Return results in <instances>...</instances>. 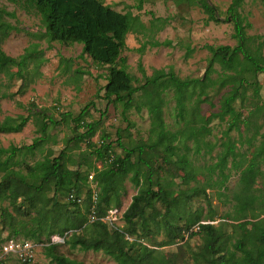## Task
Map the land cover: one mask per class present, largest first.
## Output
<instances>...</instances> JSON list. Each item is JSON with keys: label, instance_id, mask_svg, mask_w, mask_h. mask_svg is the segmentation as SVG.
<instances>
[{"label": "trees", "instance_id": "trees-1", "mask_svg": "<svg viewBox=\"0 0 264 264\" xmlns=\"http://www.w3.org/2000/svg\"><path fill=\"white\" fill-rule=\"evenodd\" d=\"M21 3L25 10L32 9L40 18L44 31L34 34L36 38H45L50 44H81L80 57H89L92 62L106 67L103 86V96L109 103H121L127 111L132 106L134 94L142 91L146 96V106L151 118L150 142L142 143L133 148H124L123 156L117 155L111 141L103 135L98 143L91 141L95 128L93 123L84 121L85 108L73 117L76 128L84 126L86 129L78 132L71 139L76 143L86 142L87 153L92 157L81 155L76 161L67 151L61 150L57 155L49 153L33 164L19 167L21 160L15 159L32 153L38 142L32 144L8 147L0 146V220L7 234L0 237L28 239L43 243V253L52 264H83L69 259L58 253L57 242L52 236L62 238L63 243L71 248L83 251H102L111 256L115 264H137L139 257L146 253L149 247L139 243L138 239L148 238V233H157L163 229L172 236L183 232L190 235L199 234L202 246L194 251L192 258L199 264H264V186L255 193L254 183L263 174L260 168L264 160V124L256 122L264 103L260 100L258 73H264V56L261 54L263 40L255 49H251V37L246 35L244 18L239 12L243 0H231L227 8V18L234 24L233 37L236 44L205 45L209 52L205 73L201 77L181 79L175 74L153 75L139 86L132 85V77L127 71L126 57L121 56L126 48V37L129 33L146 35L148 27L141 20L139 14L130 10L119 11L104 0H10ZM191 4L200 6L207 14V20L218 23L220 13L208 0H188ZM142 0L136 5L142 9ZM3 15L14 16V12L0 8V40L11 30H18L3 19ZM159 23L155 29H160L166 20L152 17L151 27ZM152 46H159L161 42L154 39L149 41ZM39 44L32 43L18 57L5 54L0 49V71L10 77L16 75L24 84L32 82V77L26 75L27 66L32 58L33 71H38L39 65L46 59L41 57ZM144 45L137 49L143 52ZM185 57H189L193 48L185 47ZM40 55V56H39ZM219 65L220 71L212 78L210 74L216 72L214 65ZM16 67L14 73L9 68ZM215 85L227 87L219 97L217 112L210 115L206 123L200 122V103L208 101V88ZM252 86L251 106L245 104L246 90ZM172 89L175 100L176 114L183 120L181 128L171 131L165 127L162 117L161 94ZM0 96L6 97L7 93ZM239 101L246 108L247 114L236 107ZM66 117L72 115L66 113ZM227 127L222 131L225 139L219 142L221 149L216 154V160L210 164L195 166L188 158L190 147L188 140L193 141V152L196 154H211L216 143L205 139L211 132L208 125L211 119L225 120ZM42 127V140L48 135L45 128L48 124L60 123L51 116H45ZM28 117L19 118L7 116L0 122L1 133L19 132L26 124ZM46 120V121H45ZM240 125L243 129L240 130ZM238 131V139H233L229 132ZM251 130L250 135H244ZM256 140V143L254 141ZM239 143V145H237ZM245 143L246 148L240 147ZM122 146V143H119ZM148 147L149 150H145ZM162 148V162L170 164L154 167L149 151ZM180 148L185 151L180 152ZM136 154L133 155V152ZM4 155V156H3ZM97 164L100 166L98 167ZM229 164V165H228ZM81 166L86 170L83 175ZM164 169L171 179L162 178L158 170ZM181 172L179 183H175V170ZM94 172L93 182L96 185V199H93V189L89 187L87 172ZM231 171L239 174L237 189L232 192L235 212L231 216V233L224 230L226 222L214 225L203 222L200 208L193 209L192 202L200 195L206 197L207 205H211L210 195L202 191L198 185V174L205 177L201 185L205 189L215 190L218 196H225L226 182ZM205 173V174H203ZM130 174V176H129ZM89 175V174H88ZM129 176L137 193L122 213L126 229L109 228L103 220L111 208L118 206L119 194L124 180ZM197 184L190 186V182ZM184 186L174 193L172 185ZM50 185L52 192L48 193L43 187ZM85 199L81 196L86 187ZM73 198H69V195ZM81 199L78 201L77 199ZM8 206H3V201ZM159 202L164 210L155 204ZM92 207L95 221H90ZM258 210V211H256ZM193 211V212H192ZM256 211V212H255ZM250 218L249 224L244 221ZM182 221L178 224L177 221ZM91 222V223H90ZM138 227L140 229H138ZM197 228V230H194ZM93 229V233H87ZM134 236L133 238H130ZM46 242V243H45ZM164 241L162 244H170ZM26 264V263H19ZM37 264V263H31ZM143 264H175L160 251L150 253L149 260Z\"/></svg>", "mask_w": 264, "mask_h": 264}, {"label": "rangeland", "instance_id": "rangeland-1", "mask_svg": "<svg viewBox=\"0 0 264 264\" xmlns=\"http://www.w3.org/2000/svg\"><path fill=\"white\" fill-rule=\"evenodd\" d=\"M104 1L116 10H130L134 14H139L148 29H151L145 32V36L131 32L126 37V48L122 51L121 56L126 57L127 71L132 77L133 86L143 84L148 77L156 74L166 76L172 73L181 79L201 77L205 73L206 60L210 55L205 48L206 44L230 46L236 44L233 37L234 24L229 17H226V11L231 0H208L220 13L221 21L218 23L208 21L207 14L203 9L200 6L191 4L188 0H142L140 11L136 9L139 0ZM0 8L14 12V16L3 15V19L18 28V30L9 31L8 35L0 40V49L9 56L18 57L30 44L37 42L39 44L38 49L42 51L41 57L46 59L39 65L38 71H33L35 59L32 58L29 61L26 75L32 77L33 81L26 85L24 80L18 76L10 77L6 72L0 71V95L7 93L6 97L0 96V122L7 116L28 117L21 131L0 132V146L15 145L19 147L32 144L34 141L39 143L32 153L23 156L17 154L15 156V159L21 160L19 167L24 168L27 164H33L49 153L57 155L61 150L67 151L76 161L80 159L81 155L92 158L85 151L87 146L85 141L76 143L69 140L78 132L86 129L84 126L76 128V122L73 120V117L85 107L87 108L84 113V121L94 124L95 132L91 138L94 143H98L101 137L105 135L107 140L111 141L115 153L123 156L125 154L123 147L133 148L142 143L148 144L150 142L151 118L145 104L146 96L142 91L134 94L132 106L127 111L123 109L121 103H109L103 96V86L106 83V67L92 62L89 57H80L81 44L65 45L58 42L49 44L45 38H36L34 34L44 31V27L41 25L39 16L32 9L25 10L21 3L0 0ZM239 12L244 18V23H249V26H245V33L251 37V49H255L263 40L264 35V0H243ZM152 17L165 19L166 24L160 29H155L159 23L157 22L151 27ZM154 39L160 41L161 45L152 46L149 41ZM141 45H144V48L143 52L139 53L137 49ZM186 45L193 48L189 57L184 56ZM260 49L261 54L264 56V46H261ZM214 68L216 72L210 74L212 78H215L217 72L220 71L219 65L215 64ZM16 70L15 66L9 68L10 73H14ZM257 79L260 85V100L257 103L262 104L264 103V73H258ZM251 88L252 86L246 90L245 94L247 96L245 104L248 106H251V102H253ZM226 90L227 87L215 85L208 88L207 92L202 95V97L207 95L209 100L200 103L201 116L199 120L201 123H206L210 115L217 112L219 97ZM161 96L164 99L162 117L165 127L171 131L181 128L183 120L176 114L177 110L172 89L165 90ZM235 104L244 115L247 114L246 108L242 107L239 101ZM66 113H70L72 117H66L65 120H62ZM45 116H51L60 123L57 125L48 124V127L45 128L48 137L42 140L41 125ZM226 120L227 117L225 120L213 118L208 123L211 132L205 136V139L216 143L211 154L194 153L192 149L193 141H187L190 150L186 153L195 166H202L205 163L210 164L216 160V154L221 149L219 142L225 139L222 131L227 127ZM254 120L264 124V112H261ZM242 129L243 126L240 125V130ZM250 134L251 130L244 135ZM229 135L233 139L239 137L238 131L234 128L230 130ZM119 143H122V146ZM254 143H256V140ZM245 148L244 143L240 149ZM145 150H149V148L145 147ZM179 151L183 152L185 150L180 148ZM148 153L154 167H157L160 163L163 164V167L170 166V164L162 162V148H157ZM135 154L136 151L133 152V155ZM260 168L263 174L257 177L253 185L255 193H258V190L264 186V160L261 162ZM80 169L85 175V166H81ZM89 173H92V171L87 172V179ZM175 173L177 175L173 179L175 183H179L181 172L176 169ZM158 174L162 178L171 179L164 169L158 170ZM129 176L124 180L123 188L119 194L118 206L111 208V212L109 210L107 216L103 218L109 228L126 229L122 213L138 190V187L134 185ZM238 176V173L231 171V175L226 182L228 187L225 191L226 195L218 196L215 190L205 189L201 186L205 177L199 173L198 185L202 191L209 193L212 206L207 205V199L203 195L195 198L192 202L193 209H201L203 222H211L214 225L226 222L224 230L226 229L228 233L232 232L228 224L231 223V216L235 212L234 202L230 199L232 198V192L237 189ZM88 181L89 187L96 189L93 179ZM195 184L197 183L194 181L190 182V186ZM183 187L180 184H173L171 188H173L174 193H177L178 189ZM43 188L48 193L52 192L50 185H45ZM86 188L87 186L82 189L81 194L84 199ZM2 203L3 206H8V210H12L8 201L5 200ZM155 204L161 211L164 210V206L160 205L159 202ZM263 216L264 213L260 215V217ZM249 220L248 217L244 224H249ZM90 221L92 220L90 219ZM177 223L182 224V221L179 220ZM138 229L140 228L138 227ZM92 230L89 229L87 233H93ZM194 230H197V228ZM7 233L8 229L3 228L0 220V234L5 235ZM17 238L22 239L20 236ZM168 240L172 243L162 244V242ZM34 242L37 249L36 263L52 264L50 259L43 253L42 246L44 242ZM55 242H57L56 251L69 259L83 264H115V260L102 251H83L77 247L71 248L62 240ZM138 242L146 244L149 249L139 257L137 264L147 262L150 253L156 251H160L166 258L175 261V264H199L194 262L192 258L193 252L202 246V239L199 234L190 235L183 232L181 235L172 236L171 233H165L163 229L154 234L150 230L148 238H140ZM12 264L19 263L13 262Z\"/></svg>", "mask_w": 264, "mask_h": 264}, {"label": "built area", "instance_id": "built-area-1", "mask_svg": "<svg viewBox=\"0 0 264 264\" xmlns=\"http://www.w3.org/2000/svg\"><path fill=\"white\" fill-rule=\"evenodd\" d=\"M97 166L99 167L100 165L97 164ZM93 176L94 172L89 173L88 180H92ZM69 198H73V195L70 194ZM93 199H96L95 188H93ZM77 200L80 201L81 199L79 198ZM90 219L92 221L96 219L93 207ZM51 240L55 242L61 241L62 239L57 236H52ZM36 250V243L32 240L0 237V264H10L12 261L26 264L36 263Z\"/></svg>", "mask_w": 264, "mask_h": 264}, {"label": "crops", "instance_id": "crops-1", "mask_svg": "<svg viewBox=\"0 0 264 264\" xmlns=\"http://www.w3.org/2000/svg\"><path fill=\"white\" fill-rule=\"evenodd\" d=\"M105 3H107V2H105ZM108 4V3H107ZM114 8V7H113ZM13 262H15V261H12L10 264H12ZM17 263V262H16Z\"/></svg>", "mask_w": 264, "mask_h": 264}]
</instances>
